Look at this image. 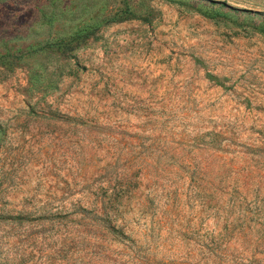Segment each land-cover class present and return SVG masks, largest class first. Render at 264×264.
<instances>
[{
	"label": "rangeland",
	"instance_id": "1",
	"mask_svg": "<svg viewBox=\"0 0 264 264\" xmlns=\"http://www.w3.org/2000/svg\"><path fill=\"white\" fill-rule=\"evenodd\" d=\"M0 264H264V0H0Z\"/></svg>",
	"mask_w": 264,
	"mask_h": 264
},
{
	"label": "trees",
	"instance_id": "2",
	"mask_svg": "<svg viewBox=\"0 0 264 264\" xmlns=\"http://www.w3.org/2000/svg\"><path fill=\"white\" fill-rule=\"evenodd\" d=\"M259 16H262V15H259Z\"/></svg>",
	"mask_w": 264,
	"mask_h": 264
}]
</instances>
